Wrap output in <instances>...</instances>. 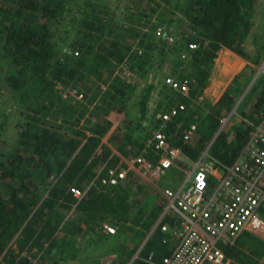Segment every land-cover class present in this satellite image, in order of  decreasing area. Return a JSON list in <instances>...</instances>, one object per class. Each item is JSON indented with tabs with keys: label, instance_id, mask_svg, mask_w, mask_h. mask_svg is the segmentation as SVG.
<instances>
[{
	"label": "rangeland",
	"instance_id": "obj_1",
	"mask_svg": "<svg viewBox=\"0 0 264 264\" xmlns=\"http://www.w3.org/2000/svg\"><path fill=\"white\" fill-rule=\"evenodd\" d=\"M63 1L64 6L59 10L60 15L53 19H38L36 22L49 25L50 41L62 58L72 59L74 65L82 57L85 58V61L79 68L80 73L75 79L70 80L69 84L59 82L53 87L54 92L51 96L54 104L50 107L47 116L48 123L53 121L55 126H61L68 133L72 128L81 129L86 133V125L90 123L86 120L92 116L99 117L110 125L111 129L105 135L103 142L109 147L104 150V153L108 154L106 161L111 165L118 166L132 158L137 151V146L144 140V138L138 139L141 134L140 121H143L141 120L140 110L142 99L148 87L153 86L147 104L149 112H157L162 105L168 107L178 101L175 97H178V95L171 93L162 84L167 75L188 78L191 81L192 89L195 91L202 90L204 99L208 102L205 108L200 109L201 104H197L194 101L197 98L194 97L189 104L191 106L189 107L190 118H195L196 121L201 122L199 124L202 136L209 139L200 150L197 159H191L188 155H186L187 157L183 156L181 161L173 167L159 185L138 177H131L127 183L128 190L124 194L128 195V201L123 216L104 211L101 214L103 217L97 219L91 229L84 222L80 224L83 231L76 235L77 244L75 247L81 249L79 244L83 246L88 244L87 249L89 250V247L95 244L98 249L89 251V253L95 255L92 259H97V262H100L109 254L112 258L116 257V251L110 250L111 252L108 254H103L105 245L108 249L112 242L107 238L105 240L106 244L103 243L104 239L100 234L99 223L109 222L116 225L118 228L117 233L120 231L126 233L129 243L133 241L135 243V240H131L133 236L131 231L141 229V225L145 222H151V229L148 231L147 236L131 261L126 264H132L137 258L141 257L145 261V257L149 253V251H145V244L157 229L159 220L163 215H166L168 201L164 195V189L167 187L174 189L180 186L188 174L191 173L199 157L207 150L206 148H210V153L219 159L223 156H226L225 158L230 156L222 145L224 139L233 143L236 141L235 136L239 127L243 126L244 129H247L249 127L253 128V125L257 124L256 120L259 117L260 109L255 107L250 109L246 105L249 100L255 103L264 89V55L261 62H255L259 55L258 46L264 42V0L246 2L247 11H244L246 27H243L248 31L246 30L242 49L233 51L227 48L230 51L217 55L218 65L215 64V59L207 60L201 50L204 47L207 48L210 42L208 35H212L213 32L198 25L187 16L183 6L177 8L172 0ZM18 5H20L19 2L18 4L14 3V10L19 8ZM27 9L23 8L22 20L24 18L27 20L26 17L30 13ZM85 18H88V20H85ZM84 20L88 21L86 25L83 24ZM99 26H104V29L95 30ZM91 27H93V30H91ZM160 27L163 32H166L165 38L167 40L164 49L158 47V42L162 38L165 39L157 34ZM189 34L196 36L191 44H196L197 47L191 49L188 45L186 50H181L182 57L179 59L175 46L179 42L186 44L185 38ZM4 36L5 34L0 26V154L9 150L15 144L18 137V124L30 114L35 115L34 110H30L28 106L32 105L34 109L39 107L38 99H25L20 92L12 90L6 81L7 73L13 66L5 46ZM115 39L120 40V43L124 45L131 46L132 49L126 54L123 62L119 63L112 57L113 62L108 67L107 63L104 64V62H99L96 59V54L99 46L108 45ZM92 44L95 46L91 47ZM139 47L150 57V64L145 66V72H141L140 67L135 66L137 57L131 59L132 56L130 55L138 51ZM96 60L98 63L103 64L99 67L96 66ZM115 77H120L121 80H132L133 86H129L122 93L113 87L112 83ZM212 77L214 80H211ZM108 82H110V86L108 85L107 90H101L100 85L108 84ZM71 88H79L84 91L86 93L85 98L78 100L72 96H66L65 93ZM48 101L50 102V99ZM244 105L246 111L243 110ZM215 109L219 110L218 114ZM212 112L221 119L219 128L213 134L209 133L207 123L204 122L207 115ZM116 128L133 135L134 140L126 144L122 153L111 150V154H109L110 144L108 139L111 132ZM221 133L225 137L223 140L222 137L218 138ZM67 137L69 136L67 135ZM192 145H194V142ZM101 151L99 149L98 153ZM115 154L120 156L119 161L113 158ZM101 165L102 163L99 162L96 166L97 172L100 171ZM90 185L91 182L89 188ZM59 211L66 214L62 222L70 219L69 217H78V213H74V210L60 209ZM262 214L264 215L263 212ZM64 235L65 231L60 226L56 237L61 238ZM240 239L235 242L238 252L241 253L240 258H233L235 264H264V248H260L261 254H253L250 248L239 244ZM44 242V248L39 249V245H37L36 251H31L30 254L34 256L43 253L45 256L44 261H46L48 242L45 240ZM257 246L258 244L255 243L252 247ZM227 247L225 246L224 249ZM144 253L147 254L144 255ZM120 261L123 263L122 259ZM72 264H77V262L73 261Z\"/></svg>",
	"mask_w": 264,
	"mask_h": 264
},
{
	"label": "trees",
	"instance_id": "obj_2",
	"mask_svg": "<svg viewBox=\"0 0 264 264\" xmlns=\"http://www.w3.org/2000/svg\"><path fill=\"white\" fill-rule=\"evenodd\" d=\"M15 2L20 4L17 10H14L13 7ZM172 2L177 8L183 6L187 16L198 25L213 32L212 35H208L210 42L207 48L201 49L207 60H214L222 47L233 51L242 49L247 30L244 28L246 27L244 11H247L246 2H251V0H172ZM62 6H64L63 0L0 1V26L5 34V46L13 66L7 73L6 81L12 90L20 92L25 99L36 98L39 100L38 109H34L32 105L28 106L30 110H34L35 115L30 114L18 124V137L15 144L0 154V264H32L24 253L30 254L34 248H37V245H39V249L44 248V240L48 242L47 255L53 263L60 264L62 260L68 257L71 259L78 258L80 249L75 247L77 244L75 237L83 231L81 222H84L91 229L94 222L103 217L101 214L104 211L123 216L127 206L128 195H124L128 190L127 184L105 186L100 181H94L86 196L74 209V213H78V217H69L70 219L62 222L66 214L59 210L72 211L73 204L77 202L70 193V189L72 187L81 190L87 189L89 183H92L98 174L96 166L99 162L102 164L107 162L108 154H105L104 150L109 147L103 142L105 135L111 130L110 125L98 116V118L92 116L86 120L90 121L86 125V133L81 129L74 128L70 129L68 133L61 126H55L53 121L48 123L47 116L50 107L54 104L51 96L54 92L53 87L59 82L69 84V81L75 79L80 73L79 68L85 61V58L82 57L74 65L72 59L62 58L50 41L49 25L36 22L38 19L56 18L60 15L59 10L63 8ZM24 7L28 8L27 10L30 12L26 17L27 20L25 18L22 20L21 17ZM85 20L83 21L84 25L88 23ZM99 28L103 30L104 26H99L95 30ZM191 28L194 29L192 26ZM195 38L194 34H189L185 38L186 44L177 43L175 50L179 59L182 57L181 50H186ZM164 40L162 38L158 42V47L161 49L166 46L167 39ZM94 46V44L91 45V47ZM258 47L259 55L255 60L257 63L261 62L263 58L264 42L260 43ZM131 49V46L124 45L120 43V40L115 39L108 45L99 46L96 59L99 62H104V64L107 63V66L110 67L113 62L112 57L119 63L123 62ZM130 55L132 56L131 59L137 57L135 66H139L140 71L145 72V66L150 64V57L140 47L138 51ZM97 60L96 66L99 67L103 63H98ZM132 82V80H121L120 77H115L112 84L116 90L123 93L129 86H133ZM108 84L110 86V82ZM162 84L166 87L164 83ZM152 89L153 86L148 87L142 99L140 111L143 121H140L141 134L138 139L144 138V140L139 143L133 156L141 152L145 139L152 134L155 125V111L149 112L147 106ZM200 95H203L202 90L192 94L195 98ZM176 98L180 100L179 102L187 103L188 106L191 103V100L181 95L176 96ZM204 100L199 106L200 109L205 108L208 104ZM162 106L165 109L169 108L166 105ZM246 106L250 109L252 107L260 109L259 117L256 120L258 123L264 115V89L255 103L249 100ZM189 110L183 118L188 123L195 122L198 124L200 136L198 138L200 139L194 138L188 145H183V150L188 157L196 159L209 139L202 136L200 121H196L195 118L191 119ZM243 110L246 111L245 105ZM215 111L217 114L219 113L218 109ZM204 122L207 123L209 133L213 134L219 128L221 119L212 112L207 115ZM251 131L252 128L250 127L247 129H244L243 126L239 127L235 136L236 141L233 143L224 139V132L218 138L224 139L222 145L226 152L231 149L233 153H237L236 151L243 146ZM170 134L173 143L181 146L182 142L175 131L170 130ZM133 138V135L116 128L111 132L108 139L109 154H111V150L122 153L126 144L133 141ZM193 142L194 145H192ZM99 149L102 150L100 153H98ZM113 158L118 161L121 159L117 154ZM234 158L232 159L234 160ZM262 212L264 213V207ZM164 222L172 224L173 218L168 216ZM99 224L100 233L104 239L103 243L106 244L107 238L112 242L108 249L105 245L103 254L106 255L110 250L116 251L114 259L119 261L122 259L123 263L120 261L122 264L131 261L151 229V222L143 223L141 229H133L131 240H135V243L134 241L129 243L126 233L120 231L109 237L105 235L104 230V232L102 231V224ZM60 226L64 229L65 235L58 238L56 233ZM257 237L250 232H245L243 237L239 238V244L250 248L253 254H261L260 248H264V240ZM165 239L169 241L171 235L162 231L159 225L145 244L146 252L156 251V261L162 260L170 252V241L165 242ZM255 243L258 246L252 247ZM225 246L228 247L224 249ZM222 248L230 258H240L241 253L238 252L235 244H225ZM146 254L144 253V255ZM141 258H137L132 264H147ZM86 260L87 258L78 264H92Z\"/></svg>",
	"mask_w": 264,
	"mask_h": 264
},
{
	"label": "built area",
	"instance_id": "obj_3",
	"mask_svg": "<svg viewBox=\"0 0 264 264\" xmlns=\"http://www.w3.org/2000/svg\"><path fill=\"white\" fill-rule=\"evenodd\" d=\"M157 34L166 36L161 27ZM196 47V44H190L191 49ZM163 83L171 92L193 101L188 78L167 75ZM108 85L101 84V90H107ZM65 95L78 100L85 98L84 91L79 88H71ZM203 100L204 95H200L194 101L201 104ZM188 110V104L183 101L157 110L153 132L145 139L141 152L118 166L103 163L91 185L94 181L105 186L123 185L130 181V176L152 184L162 183L183 158V145L198 136V124L188 123L183 118ZM170 130L175 131L181 146L173 143ZM88 190L89 187L70 189L77 200L72 210ZM164 195L168 201L166 215L157 226L171 235L170 252L156 261V251L151 250L145 257L147 264H235L223 250V245H234L245 232L264 240V115L253 125L234 162H224L206 150L184 182L178 188H165ZM166 216L173 218L172 224H161ZM102 227L109 235L117 234L118 228L114 224L103 223ZM169 241L165 239V242ZM28 258L32 264H43L44 261L41 257ZM106 264L120 263L108 261Z\"/></svg>",
	"mask_w": 264,
	"mask_h": 264
},
{
	"label": "crops",
	"instance_id": "obj_4",
	"mask_svg": "<svg viewBox=\"0 0 264 264\" xmlns=\"http://www.w3.org/2000/svg\"><path fill=\"white\" fill-rule=\"evenodd\" d=\"M228 51H230V50H228L227 48H225V47H223L221 50H219L218 52H217V55H220L221 53H226V52H228ZM217 60H218V56H217V58H215V64H217ZM218 65V64H217ZM211 80H214L213 79V77L211 78ZM193 90V89H192ZM193 93L195 92V90H193L192 91ZM171 93H173V92H171ZM175 94V93H174ZM176 97V96H175ZM180 100H178L177 102H175L174 104H172V105H170V106H174V105H176L178 102H179ZM170 106H168V107H170ZM164 106H161L158 110H160L161 108H163ZM153 112V111H152ZM187 122V121H186ZM201 134V133H200ZM198 137H200L199 136V134H198V136H197V139L196 140H199L200 138H198ZM243 147V146H242ZM242 147L241 148H239L240 150L242 149ZM207 150H209V152H210V148H206ZM238 149V150H239ZM236 151L237 153H233L232 152V150L230 149L227 153L230 155V156H227V158H225L226 156H223V157H220V160H223L224 159V162H227V163H232V162H234L235 161V159L238 157V155H239V153H240V150L239 151ZM185 153V152H184ZM233 153V154H232ZM187 155V153H185L184 154V157ZM227 155V154H226ZM187 157V156H186ZM201 157V156H200ZM199 157V158H200ZM233 157H235L234 158V160L232 159ZM197 159V158H196ZM230 160H232V161H230ZM230 161V162H229ZM101 167H102V165H101ZM98 172H100V171H98ZM130 177H136V176H130ZM139 178V177H138ZM131 179V178H130ZM134 180H136V179H134ZM128 183V182H127ZM126 183V184H127ZM176 188H178V187H176ZM166 218V217H165ZM103 223H109V222H101V224L103 225ZM165 222H164V219H163V221H162V223L161 224H164ZM110 224H112V223H110ZM159 224V223H158ZM157 224V225H158ZM166 224V223H165ZM101 225V226H102ZM103 228V227H102ZM104 229H102V231H103ZM104 232V231H103ZM106 233V232H105ZM100 234H102V233H100ZM105 235H107V236H113V235H109L108 233H106ZM116 235V234H115ZM96 242V241H95ZM97 243V242H96ZM98 244V243H97ZM87 245L88 244H86L85 246H83L82 244H79V246H81V249H80V253L78 254V258H76V259H71V258H65L64 260H62L61 261V263L60 264H72L73 263V261H75V262H77V264L78 263H80L81 261H85V258H87V262H91L92 264H106L108 261H115V262H119V260H116V259H114V258H112V257H110L109 255V257L108 256H106V257H104L105 259H103L102 261H100V262H97V259L96 260H94V259H92V258H94L95 257V255H93V253H89V251H92V250H96V249H98V247L95 245V244H93V246L91 247H89V250L87 249ZM35 249H37V248H34L33 249V251H36ZM111 252V251H110ZM150 252V251H149ZM109 253V252H108ZM107 253V254H108ZM25 255H27L28 257H33V258H35V257H41V258H43V260H44V255H43V253L42 254H36V255H34V256H32V254H29V253H24ZM34 254V253H33ZM38 255V256H37ZM46 261H43V264H45V263H51V264H53L52 263V260H49L50 258H49V256L48 255H46ZM54 259V261H55V258H53ZM70 261H69V260ZM232 259V258H231ZM49 260V261H48ZM233 260V259H232ZM94 261V262H93ZM120 263V262H119ZM235 263V262H234ZM121 264V263H120Z\"/></svg>",
	"mask_w": 264,
	"mask_h": 264
}]
</instances>
